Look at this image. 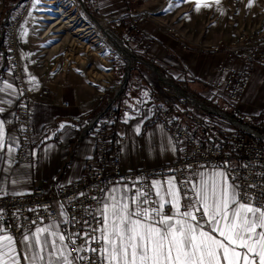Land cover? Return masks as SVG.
<instances>
[{"label":"crops","instance_id":"1","mask_svg":"<svg viewBox=\"0 0 264 264\" xmlns=\"http://www.w3.org/2000/svg\"><path fill=\"white\" fill-rule=\"evenodd\" d=\"M114 3L115 1L112 0L111 2L108 1L106 5L113 6ZM116 9L114 7L110 11ZM24 27L25 22L21 21L17 33L19 43V45L17 43V50L20 68L23 69L24 83L32 90L45 88L49 94L40 98L31 107L33 112L32 160L31 162L16 161L15 151L9 154L7 146L16 147L13 109L18 99V90L10 68L6 66L4 70L0 71V89H4L0 91V107L4 109L3 112H0V121H4L6 143L5 150L0 153V195L28 193L35 183L42 180H46L45 189L53 192L78 177L85 159L93 150L91 118L100 110L97 95L105 89L104 86L96 84L91 78L88 79L84 74L70 69L62 70V74H57L50 79L44 77L42 73L34 74L36 81L32 82L27 77L28 73L24 63L26 58L21 47ZM141 31L143 35L152 38L147 51L141 55L143 58L141 60L142 65L139 66L141 67L140 74L148 80V84L151 86L152 100L159 99L158 103H164L169 115L180 126L189 128L194 123L201 121L202 127L197 133L201 142L221 145L224 132L234 128L226 118L241 119L244 122L254 113V103L247 101V96L253 86L251 83H255L253 77H257V74L264 71L262 67L259 66L253 71V77L243 95L242 103L229 106L216 97L217 94L213 92L214 90L210 86L218 72L217 68L222 60L221 54L200 56L182 51L171 38L164 35L155 26L152 20H142ZM147 65L155 66L158 72L156 71L155 74L146 72L149 70ZM159 72H163L165 76L161 77ZM108 74L106 73V75ZM165 77L168 78V81ZM173 80L190 91V96H181L182 98L185 97V101L182 102L184 104L182 110L174 106L170 98L160 91V86L168 87ZM7 84H12L13 87L7 88ZM148 89L149 87L146 86V96L149 94ZM214 94L215 96H213ZM146 96L137 102H130L129 100L126 103L122 102L121 123L117 126L116 133L125 139L118 150L121 166L125 169L158 165L170 162L176 157V145L164 123L151 109L146 108L153 103L146 105L142 101L144 98L146 99ZM63 102H66L67 105L62 106L61 103ZM140 103H142V107L139 105ZM261 108H258L257 113L264 110ZM74 116H78L79 121H71L70 118ZM255 116L258 117L257 114ZM259 122L261 120H255V122L250 123V126L257 128L256 132L264 134V126L258 124ZM61 124H64L65 127L61 128ZM137 127L140 128L139 133L136 132ZM10 160L11 164H9ZM214 171L224 170L215 167H203L194 175L189 176L187 180H199L200 173L210 174ZM170 175L174 176L167 173L153 178L152 181L163 182ZM13 180L17 183H12ZM113 188L116 189L114 194L117 197L123 191L128 190V186L124 183H112L105 188L103 198L107 197ZM152 193L155 200V192ZM181 204L187 205L183 200ZM181 210L185 209L182 207ZM173 211V207L168 204L165 205L163 214L173 215ZM61 213L62 211L58 209L56 219L26 230L17 240L22 241L25 233L34 231L36 227H43L53 222L60 226L64 221V215L62 216ZM201 223L203 224L204 221L202 220ZM204 230H208V225H205ZM214 235L218 239H222L218 234ZM17 247L18 250H23L22 243H18Z\"/></svg>","mask_w":264,"mask_h":264},{"label":"built area","instance_id":"2","mask_svg":"<svg viewBox=\"0 0 264 264\" xmlns=\"http://www.w3.org/2000/svg\"><path fill=\"white\" fill-rule=\"evenodd\" d=\"M90 11H97V0H84ZM126 14L131 18L129 28L137 32L135 23L139 15L134 8H128ZM22 13L18 14L21 18ZM16 21H10L3 38L2 55L11 64L18 88L19 98L13 109V126L16 136L15 160L31 162L32 160V105L37 102L45 90L33 91L27 88L21 76L20 66L15 48ZM210 52H221L227 60L219 67V77L213 82V87L219 96L229 102L238 103L249 84L254 69L260 65L264 68V39L256 34L242 33L229 41L217 40L208 49ZM232 59L240 62L237 66ZM116 90L105 97L99 96L104 103L103 113L92 118L91 136L94 146L92 153L85 159L82 170L77 178L64 184L55 191L45 189L46 180L33 185L30 192L25 194L0 195V226L10 232L16 239L30 228L57 218L58 209L64 215V221L59 230L69 233H83L100 226L97 213L101 202L94 197L103 198L105 188L112 183H124L128 186L127 195H134L137 188H150L151 180L164 174L171 173L176 177L178 187L187 191L188 185L183 182L194 175L200 168L215 167L223 169L232 183L240 186V191L250 194L264 204V134L254 130L241 128L246 133L229 131L221 145L211 142H201L197 132L202 127L196 123L188 130L172 123L162 105L155 106L160 118L166 122L172 140L176 144L174 160L153 166L125 169L121 166L118 153L119 144L124 141L119 136L112 140L114 128L120 123L117 109L114 105ZM63 106L67 104L62 103ZM264 115V112H263ZM78 121L79 117H71ZM249 185H256L251 189ZM85 193L80 196L79 193ZM191 195V194H189ZM151 199L153 197L151 196ZM154 200V199H153ZM185 204H191V199H184ZM63 205V208L61 207ZM155 206V205H154ZM199 217L201 214L196 213ZM87 220L85 225L82 221ZM33 221L36 223L33 224ZM67 221V222H65ZM202 221V220H201ZM99 235V233H92ZM82 238H76V244L69 243L67 251L75 253L77 246L84 245ZM99 248V243H92ZM90 258L92 264H99L100 257L91 252H81ZM77 264H88L86 259Z\"/></svg>","mask_w":264,"mask_h":264},{"label":"rangeland","instance_id":"3","mask_svg":"<svg viewBox=\"0 0 264 264\" xmlns=\"http://www.w3.org/2000/svg\"><path fill=\"white\" fill-rule=\"evenodd\" d=\"M108 1L111 2L112 0H97L98 10L93 12L92 10L90 11L84 0H24V5L19 12H16L17 10L13 12L11 9L7 12L12 15L9 22L16 21L19 18L18 14L24 13L27 7L24 18H19L17 21V27L21 21L25 22L22 32L23 36H21V47L26 58V62L24 61V63L28 78L34 76V74L42 73L44 77L50 79L57 74H62V70H79L77 72L84 74L88 79L91 78L96 84L105 87L97 95V101L100 105V110L96 113L98 116L103 113L104 108L102 99H98L99 96L105 97L116 90L117 98L115 97L114 105L117 109V115L120 117V123L122 102L126 103L128 100L130 102L139 101L143 96H146L145 91L147 86L149 87V94L142 101L146 105L153 104L146 108L151 109L156 114L158 119L164 123L168 132L166 122L160 118L158 112L155 110V106L162 105L170 121L180 126L169 115L164 103H158L159 99L152 100L151 86L148 84V80L140 74L141 67L139 66L142 65L141 60L143 59L141 54L125 47L120 40L117 31L120 29L119 24L123 17L127 18L128 29L139 37L138 46L144 44L140 38L143 35L141 21L152 20L155 26L164 35L171 38L182 51L195 53L200 56L221 54L222 60L218 65L217 71H219L220 65L224 64L227 58L221 52L208 51L207 49L211 44L217 40L224 42L231 41L242 33H253L260 40L264 39V0H253L251 7L248 6L249 0H220L218 4L215 3V0H199L202 5L207 3L210 6H201L198 10L196 8L197 0H186V2L185 0H114L113 6L106 5ZM3 2L10 3L12 0H0V8ZM114 7L117 9L110 11ZM128 8H134L135 12L139 15L138 21L135 23L137 32H133L129 28L131 18L126 14ZM118 12L121 13L118 14ZM6 29L7 26L5 27L4 35L6 34ZM16 31L18 33V28ZM2 46L3 44L0 46L2 64L5 67L8 66L11 72L10 62L2 55ZM232 61L237 66L241 65L235 59H232ZM147 66L149 70H146V72L148 71L150 74L156 73L155 66ZM20 72L22 78H24L23 69L21 70L20 68ZM106 73L109 74L106 75ZM11 75L13 76L12 73ZM159 75L161 77L165 76L163 72H159ZM218 77L219 72H217L210 83L211 88L214 90L213 92L217 94L216 97L229 106L242 103L243 96L238 103L229 102L222 96H219L217 90L213 87V82ZM252 77H250L249 83ZM151 78L153 79V77ZM165 79L168 81V78L165 77ZM253 79L255 83H251L253 86L248 93L247 101L254 103L255 108L253 112L255 114L249 115L251 118H246L244 122L241 119L226 118L234 128L227 132L225 131L224 138L232 130L246 133L239 127L257 131V128L255 129V127L250 126V123L255 122V120L258 121V119L261 120L258 124L264 126V110L257 113L258 108L263 107L261 109H264V71L257 74V77L254 76ZM174 80L172 83L170 82L171 85L169 84L168 87L163 88L160 86V91L170 98L174 106L182 110L184 108L182 102L185 101V97L182 98L181 96H190V91L186 87L183 88L177 81L174 82ZM41 89L45 90L46 93L40 98L49 94L45 88L37 90ZM189 89L191 88L189 87ZM261 91L263 92L262 94L260 93ZM139 105L142 107V103ZM256 114L258 117L255 116ZM196 123L202 124L201 121ZM193 125L189 128L180 127L190 130ZM117 126L114 128L112 135L113 141L122 136L116 133Z\"/></svg>","mask_w":264,"mask_h":264},{"label":"snow or ice","instance_id":"4","mask_svg":"<svg viewBox=\"0 0 264 264\" xmlns=\"http://www.w3.org/2000/svg\"><path fill=\"white\" fill-rule=\"evenodd\" d=\"M252 3L249 0L248 6ZM201 6L210 5L197 0V10ZM30 80L35 82L36 77ZM12 87L7 84V88ZM136 132H140L139 127ZM5 148V126L0 121V153ZM15 150L7 146L9 154ZM183 183L188 185L183 194L176 177L170 175L163 182L151 181L150 188H137L131 197L127 190L117 197L115 188L105 198L94 197L101 202L97 209L100 226L83 233L65 235L53 222L26 232L18 241L0 226V264H77L86 259L92 264L90 258L80 255L85 251L97 254L99 264H264V204L242 193L224 171L202 172L199 180ZM153 191L155 200L151 199ZM184 199H191L192 203L182 205ZM168 204L174 209L173 215L163 214ZM205 225L208 230H204ZM77 237L84 240V245L77 246L75 253L68 252L69 243L76 244ZM18 243H22V251L18 250ZM92 243L101 246L94 248Z\"/></svg>","mask_w":264,"mask_h":264},{"label":"trees","instance_id":"5","mask_svg":"<svg viewBox=\"0 0 264 264\" xmlns=\"http://www.w3.org/2000/svg\"><path fill=\"white\" fill-rule=\"evenodd\" d=\"M5 1V0H3ZM24 0H12V2H3L2 7L0 8V46L3 44V38L5 33V27L7 26L9 19L12 18V15L7 12L9 9L13 10V12H19L22 9ZM5 15V16H4ZM120 29L117 31L119 34V38L122 41L125 47H128L134 52H138L141 55H144L147 51L149 44L152 42V38L147 37L145 35H141L140 38L143 40L144 44L142 46H138L137 42L139 37L133 34L127 27V18L123 17L119 24ZM5 69V65L2 64V57L0 55V71ZM126 88V85H125ZM126 90V89H124Z\"/></svg>","mask_w":264,"mask_h":264},{"label":"bare ground","instance_id":"6","mask_svg":"<svg viewBox=\"0 0 264 264\" xmlns=\"http://www.w3.org/2000/svg\"><path fill=\"white\" fill-rule=\"evenodd\" d=\"M27 10V7L25 9V11ZM24 11V13H25ZM24 13H22V16H21V19L24 18ZM71 21V20H70ZM103 25V24H102ZM17 26H16V30H17ZM15 30V40H16V43H15V48H16V54H17V58H18V63H19V66L21 67V64H20V59H19V55H18V51H17V31Z\"/></svg>","mask_w":264,"mask_h":264}]
</instances>
